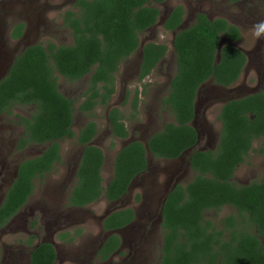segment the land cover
<instances>
[{
	"label": "trees",
	"instance_id": "1",
	"mask_svg": "<svg viewBox=\"0 0 264 264\" xmlns=\"http://www.w3.org/2000/svg\"><path fill=\"white\" fill-rule=\"evenodd\" d=\"M74 9L63 17V25L71 31V45L39 43L25 48L0 81V115L16 116L18 125L24 127L18 149L46 145L39 156L19 165L0 205V231L27 203L35 182L62 164L60 142L65 140L75 139L84 148L68 206L84 208L102 196L109 202L121 199L132 181L147 171V154L176 160L196 146L198 135L191 123L199 89L209 81L218 87H232L246 64L244 53L231 45L241 40L240 29L225 19L198 13L194 23L178 31L173 39L175 72L162 105L170 109L174 121L153 133L146 145L133 141L123 146L104 188V153L92 144L97 124L90 121L74 133V107L78 102L60 92L58 78L77 83L89 77L80 112L92 115L97 106L107 107L116 92L121 64L137 52L141 35L156 25L159 9L151 0H77ZM184 15L182 6L173 8L164 29L176 31ZM23 28V24L15 26L12 38L18 39ZM223 39L228 43L222 44ZM167 52L164 44L149 42L143 46L139 82L155 71ZM138 101L139 92L135 90L134 111ZM19 108L32 112L29 117L14 114ZM218 119L221 129L215 149L195 150L189 157L194 178L175 185L166 195L161 210L160 264H264V170L259 181L247 185L233 182L254 142L264 138V92L228 101ZM108 121L113 138H128L125 115L119 108L110 109ZM227 206L234 214L223 218L219 226L206 218L208 212H220ZM134 219L132 209L114 211L104 219L103 229L107 233L119 231ZM63 236L72 240L67 234ZM120 248V237L111 234L97 257L101 262L108 261ZM56 259L54 246L41 243L32 250L30 264H54Z\"/></svg>",
	"mask_w": 264,
	"mask_h": 264
},
{
	"label": "rangeland",
	"instance_id": "2",
	"mask_svg": "<svg viewBox=\"0 0 264 264\" xmlns=\"http://www.w3.org/2000/svg\"><path fill=\"white\" fill-rule=\"evenodd\" d=\"M152 5L159 9L156 25L140 37V47L124 61L116 75V93L107 107L97 106L92 115L79 111L84 100L89 77L70 83L58 78L60 92L76 102L72 129L78 134L86 123L94 121L98 133L92 144L105 157L102 168V186L107 187L113 176V163L118 151L131 141L147 144L149 137L174 121L162 100L169 93L175 72L173 39L178 31L189 27L198 13L210 19H225L237 26L242 38L233 46L242 50L249 64L239 80L230 88H222L211 81L201 86L196 100L193 122L199 134V144L177 161L148 157V170L137 176L128 193L116 202L102 196L96 203L84 208L69 207V195L76 183V171L83 147L75 139L60 142L62 164L42 180L35 182L34 193L21 211L0 231V264H30V252L39 243L54 246L57 259L54 264H160L162 248L161 210L166 195L177 184L184 185L194 178L189 157L195 150H214L219 139L221 123L218 119L222 106L248 93L264 92V0H164ZM75 0H0V68L14 55L32 44L71 45V31L63 25V15L71 10ZM182 6L185 15L174 32L164 29V22L172 9ZM23 23V37L14 41L12 28ZM164 44L168 52L152 74L138 81L142 48L146 43ZM228 42L223 39L222 44ZM135 90L139 92L137 111L132 109ZM127 93L129 94L126 99ZM119 108L125 115L129 136L125 140L113 138L108 112ZM31 109L19 108L15 114L29 117ZM16 116H0V204L6 190L16 177L18 165L39 156L46 145L16 150L17 140L24 127ZM264 170V138L254 142L244 164L238 167L233 182L247 185L259 181ZM132 209L135 219L125 229L107 233L103 220L112 212ZM234 210L224 207L211 211L206 218L215 226ZM67 234L72 238L69 241ZM111 234L121 239V248L108 261L101 262L97 252ZM34 240L30 241L31 237Z\"/></svg>",
	"mask_w": 264,
	"mask_h": 264
},
{
	"label": "flooded vegetation",
	"instance_id": "3",
	"mask_svg": "<svg viewBox=\"0 0 264 264\" xmlns=\"http://www.w3.org/2000/svg\"><path fill=\"white\" fill-rule=\"evenodd\" d=\"M76 1H77V0H75L73 6H72V8H71V10L66 11V12L64 13L63 17H64L65 14H66L67 12H69V11H70V12H75L74 6H75V4H76ZM19 24H23V23H19ZM230 24H231V23H230ZM17 25H18V24H16L15 26H17ZM15 26H14V27H15ZM23 26H24V24H23ZM14 27L12 28V32H11V34H10V37H11V38H12V34H13V32H14V31H13ZM24 28H25V26H24ZM24 28H23V31H24ZM23 31H22V35H21L18 39H14V38H12V39H13L14 41L20 40V39L23 37V35H24V34H23ZM241 38H242V33H241ZM239 42H240V41H239ZM236 43H237V42H236ZM233 44H234V43H231V45H233ZM32 45H35V44H32ZM32 45H29V46H32ZM29 46H27V47H29ZM27 47H24L23 50H24L25 48H27ZM236 48H237V47H236ZM23 50H22V51H23ZM22 51H20V52L17 53L16 55H14L10 60L7 61V63L5 64V66H3V67L0 68V81H1V80L7 75L8 70H9V68H10V66H11V64H12V62H13V60H14L15 57H16L17 55H19ZM241 51H242V50H241ZM242 52H243V51H242ZM243 53H244V52H243ZM244 55H245V57H246V64H245V66H244L243 71L245 70V68H246V67L248 66V64H249L248 56H247L245 53H244ZM242 73H243V72H242ZM138 75H139V74H138ZM240 77H241V76H240ZM84 79H85V78H84ZM115 93H116V92H115ZM255 93H259V92L254 91V92H252V93H248L247 95H244L243 97L250 96V95L255 94ZM197 95H198V94H197ZM113 96H114V95H113ZM243 97H241V98H243ZM70 99H71V98H70ZM196 100H197V99H196ZM109 111H110V110H109ZM108 113H109V112H108ZM14 114H15V111H14ZM0 116H1V115H0ZM6 116H7V115H6ZM195 117H196V101H195ZM194 120H195V118H194ZM194 120H193V122H194ZM193 122L191 123V125L194 127ZM194 128H195V127H194ZM196 131H197V130H196ZM197 135H198V141H197V144H196L195 147H197V145L199 144V134H198V132H197ZM115 139H117V138H115ZM118 140H120V139H118ZM17 142H18V140H17ZM131 142H133V141H131ZM131 142H129V143H131ZM129 143L125 144L124 146L128 145ZM32 146H34V145H32ZM28 147H30V146H28ZM28 147H27V148H28ZM195 147H194V148H195ZM194 148H193V149H194ZM16 150H17V151H22V150H19V149H18V147H17V143H16ZM23 150H24V149H23ZM83 150H84V148H83ZM190 150H191V149H190ZM188 151H189V150H188ZM188 151H187V152H188ZM187 152H185V153H187ZM82 153H83V152H82ZM185 153H184V154H185ZM184 154H183L179 159H181V158L184 156ZM147 158H148V157H147ZM179 159H176V160H168V161H177V160H179ZM19 165H20V164H19ZM19 165H18V167H19ZM78 166H79V165H78ZM189 166H190V164H189ZM148 168H149V164H148ZM147 170H148V169H147ZM17 171H18V168H17ZM144 173H145V172H144ZM142 174H143V173H142ZM16 176H17V173H16ZM15 178H16V177H15ZM14 180H15V179H14ZM14 180H13V181H14ZM12 183H13V182H12ZM10 185H11V184H10ZM9 187H10V186H9ZM9 187H8V189H9ZM174 187H175V186H174ZM174 187H173V188H174ZM173 188H172V189H173ZM8 189H7V190H8ZM7 190H6V192H7ZM170 191H171V190H170ZM33 193H34V192H33ZM5 194H6V193H5ZM4 196H5V195H4ZM3 199H4V198H3ZM119 200H120V199H119ZM2 201H3V200H2ZM1 203H2V202H1ZM0 205H1V204H0ZM25 205H26V204H25ZM25 205H24V206H25ZM24 206H23V207H24ZM20 211H21V210H20ZM20 211H19V212H20ZM110 214H111V213H110ZM110 214H109V215H110ZM15 216H16V215H15ZM15 216H14V217H15ZM14 217H13V218H14ZM13 218H12V219H13ZM12 219H11V220H12ZM11 220H10V221H11ZM10 221H9V222H10ZM103 221H104V220H103ZM102 225H103V224H102ZM32 237H33V236H32ZM33 238H34V237H33ZM33 240H34V239H33ZM40 244H41V243H39V244H37L36 246H34V247L32 248V250H33L35 247H37L38 245H40ZM32 250H31V252H32ZM31 252H30V256H31ZM98 259H99V258H98Z\"/></svg>",
	"mask_w": 264,
	"mask_h": 264
},
{
	"label": "water",
	"instance_id": "4",
	"mask_svg": "<svg viewBox=\"0 0 264 264\" xmlns=\"http://www.w3.org/2000/svg\"><path fill=\"white\" fill-rule=\"evenodd\" d=\"M176 35V34H175ZM166 199V198H165Z\"/></svg>",
	"mask_w": 264,
	"mask_h": 264
}]
</instances>
